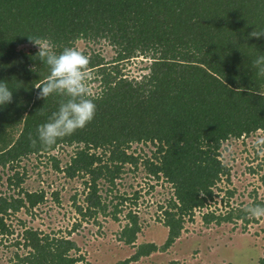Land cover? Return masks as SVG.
Listing matches in <instances>:
<instances>
[{"label":"trees","instance_id":"obj_1","mask_svg":"<svg viewBox=\"0 0 264 264\" xmlns=\"http://www.w3.org/2000/svg\"><path fill=\"white\" fill-rule=\"evenodd\" d=\"M254 30L264 31V0H0V82L13 92L12 102L0 106V173L14 171L8 186L17 191L0 195V236L15 247L10 264L84 262L71 238L25 227L20 237L10 239L15 228L9 220L23 211L32 214L47 198L43 189H25L27 174L17 168L31 156H48L61 147L75 150L64 167L53 155L54 169L67 182L82 179L87 192L84 206L76 195L72 199L79 222L97 223L99 216L121 220L124 204L132 199L116 196L119 202L111 205L107 198L127 165L134 170L142 165L152 178L172 186L158 216L168 230L167 240L160 247L154 241L137 244L143 228L129 210L118 240L136 251L121 264L168 250L196 213L206 226L257 222L246 212L264 205L256 196L223 214L210 210L218 196L214 188L223 178L230 181L231 168L221 159L224 144L264 132V98L255 95L264 92V77L252 66L264 54V37L250 38ZM28 36L50 38L57 53L64 47L80 50L83 43L80 51L90 58L91 82L98 83L89 96L96 104L94 119L50 150L39 142L32 147L29 134L36 137L38 126L65 98L38 99L35 87L49 71L36 58L38 47L21 49L32 46ZM102 43L114 50L111 60L93 48ZM140 57L150 60L147 73L131 77L123 71L125 63ZM133 144H151L154 151L150 157L135 155L129 152ZM261 161L259 168L264 156ZM248 171L259 174L256 168ZM102 181L109 185L106 197L100 193ZM226 194L231 199L235 190ZM59 195H52L58 204ZM79 226L73 225L68 236Z\"/></svg>","mask_w":264,"mask_h":264},{"label":"rangeland","instance_id":"obj_2","mask_svg":"<svg viewBox=\"0 0 264 264\" xmlns=\"http://www.w3.org/2000/svg\"><path fill=\"white\" fill-rule=\"evenodd\" d=\"M104 44V46H102ZM92 46L100 51L104 57L111 60L115 52L110 46ZM32 46H22L25 50ZM86 46L79 44L82 51ZM150 65V60L140 57L124 64L123 71L131 77H139L147 73L145 68ZM92 78H93V74ZM92 93L96 92L98 83L88 82ZM264 138V132L247 137L245 140H229L221 149V159L224 164L231 168L230 181L220 182L214 192L218 195L215 204L211 209L216 214H223L232 207H244L251 203L256 196L259 201L264 202V166L259 168L264 156L256 148L255 142ZM74 147H61L48 156H31L23 160L17 171L27 174L23 187L34 191L43 189L47 193L46 202L33 210L32 214L21 212L13 216L9 223L15 228L11 241L20 237L25 227L40 229L44 233H51L58 237L74 239L80 247L76 255L84 258L80 264H121L136 251L133 246H126L119 242L118 237L122 227L126 224L124 217L129 210L138 215L143 228L141 238L137 243L154 241L160 247L168 238V230L162 226L158 216L161 215V206H165L173 189L163 178L148 175L142 165L137 170L127 165L117 187L108 195L107 201L116 205L119 200L116 196H125L129 200L124 204V212L120 221L116 222L111 217H98V222L93 219L82 220L77 215L73 206V196L76 195L77 203L84 204V192L82 179L66 181L64 174L57 172L51 157L54 155L59 160L60 167H64L73 154ZM154 147L151 144H133L129 152L140 155L151 156ZM259 155V159H254ZM256 168L257 175L250 174L249 168ZM14 171L6 170L0 176V195L17 194V191L9 189L8 175ZM41 174V175H40ZM40 175V176H39ZM87 179V178H85ZM103 197H106V190L109 185L102 181L100 185ZM235 190L231 199L227 198V191ZM59 191L60 204L55 202L53 193ZM138 195L135 199L134 196ZM134 199V200H133ZM258 221L249 224L247 227L241 222L212 223L206 226L202 221V214L196 213L193 221L186 223L185 232L181 236V247L168 248L165 251H158L149 257H143L137 262L130 264H259L264 257V218H256ZM19 221H25L22 225ZM78 221V222H77ZM81 223V226L68 236L73 225ZM184 241V242H183ZM21 250V249H19ZM15 251L9 240L0 236V264H10L9 258ZM22 251H20L21 253ZM75 252H72L73 255ZM179 253V254H178Z\"/></svg>","mask_w":264,"mask_h":264},{"label":"clouds","instance_id":"obj_3","mask_svg":"<svg viewBox=\"0 0 264 264\" xmlns=\"http://www.w3.org/2000/svg\"><path fill=\"white\" fill-rule=\"evenodd\" d=\"M250 38L264 37V31H252ZM28 41L38 47L36 58L47 66L49 74L39 89L38 99L47 100L49 96L63 97L58 110L53 112L46 123L38 126L36 137L29 134L32 147L39 142L43 150L52 149L65 137L73 135L77 130L85 128L95 117L96 104L89 98L88 82L92 79L89 69L90 58L76 47H64L57 53L56 45L50 38L28 36ZM259 77H264V54H259L252 61ZM255 95L264 98V92L257 91ZM13 92L6 82H0V106L10 104ZM259 152L264 154V138L255 142ZM252 218H264V205H255L246 209Z\"/></svg>","mask_w":264,"mask_h":264},{"label":"crops","instance_id":"obj_4","mask_svg":"<svg viewBox=\"0 0 264 264\" xmlns=\"http://www.w3.org/2000/svg\"><path fill=\"white\" fill-rule=\"evenodd\" d=\"M181 241H182V239L180 238V239H177L176 240V242L172 245V248H176V246L175 245H177V246H180L181 247ZM153 242V241H152ZM184 242V241H183ZM138 244V243H137ZM156 252H154V253H152L151 255H153V254H155ZM179 254V253H178ZM150 255V256H151ZM149 257V256H148Z\"/></svg>","mask_w":264,"mask_h":264},{"label":"built area","instance_id":"obj_5","mask_svg":"<svg viewBox=\"0 0 264 264\" xmlns=\"http://www.w3.org/2000/svg\"><path fill=\"white\" fill-rule=\"evenodd\" d=\"M224 180H226V179L223 178L222 182H224ZM214 204H215V202H214ZM211 205H212V203H211ZM210 210H212V209H211V206H210ZM205 211H207V209H205Z\"/></svg>","mask_w":264,"mask_h":264}]
</instances>
